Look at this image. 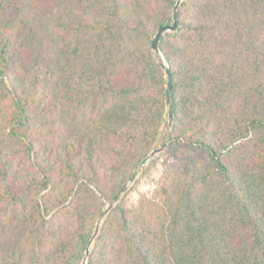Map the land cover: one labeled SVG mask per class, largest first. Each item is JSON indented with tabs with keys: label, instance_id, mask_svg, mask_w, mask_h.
Here are the masks:
<instances>
[{
	"label": "trees",
	"instance_id": "trees-1",
	"mask_svg": "<svg viewBox=\"0 0 264 264\" xmlns=\"http://www.w3.org/2000/svg\"><path fill=\"white\" fill-rule=\"evenodd\" d=\"M176 2L0 0V264H82L134 173L86 264H264V0L181 1L170 104Z\"/></svg>",
	"mask_w": 264,
	"mask_h": 264
},
{
	"label": "water",
	"instance_id": "water-1",
	"mask_svg": "<svg viewBox=\"0 0 264 264\" xmlns=\"http://www.w3.org/2000/svg\"><path fill=\"white\" fill-rule=\"evenodd\" d=\"M181 1L182 0H177L175 6L173 8V21L171 23H169V24L160 26L158 28V30H157V32H156L153 40H152V47H153L154 51L157 53V55L159 57V60H160V63L164 67V69L166 71V75H167V87H168V101H169L170 104H172V101H173L172 73H171L169 67L166 66L165 63H164L162 54H161L160 49H159V46H158V41H159L160 37L162 36V34L164 32H167V31H175L177 29V27H178L177 13H178V7H179ZM171 115H172V112H171ZM171 124H172V120L170 119L168 121V127L169 128L171 127ZM166 137H167V135L164 134L163 141H162L161 145L158 148H155V149H153L150 152V154L148 155V157L141 163V165H140L139 168H142L143 166H145L156 153H159L160 151H162L164 149V147L166 145ZM134 174L129 178V180L126 182L125 186L116 194V196L113 198V200L108 204V206L106 207V209L100 215V217H99V219L97 221V224H96L94 233H93V235H92V237H91V239H90V241L88 243V246H87L85 255L83 257L82 264H86L87 257H88V254H89V247H90V245H91L94 237L98 233L99 225H100V222H101L102 218L109 211L111 205H113L115 203V201L119 198V196L123 193L125 187H127L132 182V180L134 178Z\"/></svg>",
	"mask_w": 264,
	"mask_h": 264
},
{
	"label": "rangeland",
	"instance_id": "rangeland-1",
	"mask_svg": "<svg viewBox=\"0 0 264 264\" xmlns=\"http://www.w3.org/2000/svg\"><path fill=\"white\" fill-rule=\"evenodd\" d=\"M169 32H171V31H169ZM170 129H171V127L169 128L168 124L166 126H163L159 140L157 141L158 147L161 145V143L163 141L164 134L168 135ZM158 147H156V148H158ZM152 158L156 159L155 162L149 164V162L151 161L150 160L145 166H143V167L147 166V169L144 171V173L143 174L140 173L138 175L139 180L137 182V187H136L137 189L132 190L128 195L129 203H135L138 200L139 193L151 191L155 187L156 180L159 178V176L163 170V167H164L163 163L165 162V160H167L165 147L162 151H160L159 153H156ZM94 239H95V237H94ZM94 239H93V241L89 247V252L94 246Z\"/></svg>",
	"mask_w": 264,
	"mask_h": 264
}]
</instances>
